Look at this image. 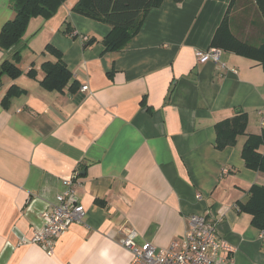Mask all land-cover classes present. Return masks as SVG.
<instances>
[{
	"label": "crops",
	"instance_id": "1",
	"mask_svg": "<svg viewBox=\"0 0 264 264\" xmlns=\"http://www.w3.org/2000/svg\"><path fill=\"white\" fill-rule=\"evenodd\" d=\"M77 1L33 20L14 50L0 48V66L19 52L22 71L0 77V264H131L121 237L136 231L140 244L167 248L191 215L217 222L236 248L231 264H264V231L239 208L254 185L264 186V174L242 156L246 138L263 131L264 69L229 51L219 63L195 56L212 48L228 12L233 35L263 46L256 1L165 0L115 52L103 44L111 26L75 13ZM10 3L0 0V34L15 16ZM48 45L72 74L61 92L41 85L42 65L56 60ZM11 88L18 91L5 107ZM238 112L248 117L246 134L219 150L216 126ZM69 180L79 184L75 199L87 215L49 255L24 242L45 226Z\"/></svg>",
	"mask_w": 264,
	"mask_h": 264
},
{
	"label": "trees",
	"instance_id": "2",
	"mask_svg": "<svg viewBox=\"0 0 264 264\" xmlns=\"http://www.w3.org/2000/svg\"><path fill=\"white\" fill-rule=\"evenodd\" d=\"M165 0H79L73 11L83 17L111 26L112 33L103 39L107 52L121 51L132 41L143 29L149 11L160 8ZM176 4H182L185 0H173ZM257 8L264 16V0H255ZM11 8L15 16L3 27L0 34V48L4 52L14 50L25 40L31 22L35 19L50 20L67 0H10ZM233 0L232 4H234ZM231 4V6H232ZM229 13V12H228ZM224 18L218 28L212 42V48L221 51H229L238 56L251 59L259 63L264 69V44L254 47L240 40L231 31L229 16ZM70 32V31H69ZM66 33L68 31L66 30ZM72 37H75L72 34ZM91 40L90 42H92ZM88 44V43H87ZM88 46V45H87ZM46 53L52 55L55 62L48 61L42 65L45 74L41 85L47 90L62 91L72 79V74L63 61V54L51 45L45 49ZM21 55L15 54V63L5 61L0 66V77L8 76L16 79L22 75L17 66ZM36 78L33 70L28 74ZM17 88H11L2 101L7 107L11 98L17 94ZM248 117L240 113L216 126V144L219 150L234 146L239 136L246 134ZM260 135H250L242 150V156L247 168L264 174V129ZM249 198L246 203H240L241 212L252 217L255 228L264 231V186L254 185L249 190Z\"/></svg>",
	"mask_w": 264,
	"mask_h": 264
},
{
	"label": "built area",
	"instance_id": "3",
	"mask_svg": "<svg viewBox=\"0 0 264 264\" xmlns=\"http://www.w3.org/2000/svg\"><path fill=\"white\" fill-rule=\"evenodd\" d=\"M221 55V50L216 48L195 52L199 63H219ZM82 91H87V87H83ZM259 112V125L264 129V107ZM227 173L228 170H224V174ZM65 185L66 191L49 206L50 212L43 215L45 226L36 231L32 239L24 242L39 244L49 255L54 253L58 237L66 233L72 224L82 223L87 215L85 207L75 199V189L79 184L69 180ZM138 236L136 231H131L118 241L122 248L131 252V264H231L230 256L236 252L234 246L220 237L217 222L208 220L206 215H191L185 235L167 248H159L150 242L140 244Z\"/></svg>",
	"mask_w": 264,
	"mask_h": 264
}]
</instances>
